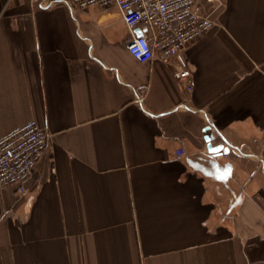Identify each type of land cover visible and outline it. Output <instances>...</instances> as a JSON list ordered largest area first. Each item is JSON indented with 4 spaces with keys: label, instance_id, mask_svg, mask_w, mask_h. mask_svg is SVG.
I'll use <instances>...</instances> for the list:
<instances>
[{
    "label": "crops",
    "instance_id": "crops-1",
    "mask_svg": "<svg viewBox=\"0 0 264 264\" xmlns=\"http://www.w3.org/2000/svg\"><path fill=\"white\" fill-rule=\"evenodd\" d=\"M203 8L140 62L116 6L0 0V138L49 134L26 190L0 185V264H264V0Z\"/></svg>",
    "mask_w": 264,
    "mask_h": 264
},
{
    "label": "built area",
    "instance_id": "built-area-1",
    "mask_svg": "<svg viewBox=\"0 0 264 264\" xmlns=\"http://www.w3.org/2000/svg\"><path fill=\"white\" fill-rule=\"evenodd\" d=\"M216 1L219 0H71V5L81 9L116 6L131 34L126 47L133 58L146 62L156 57L168 63L212 28L214 21L203 3ZM138 30L141 35H137ZM176 77L186 81L188 90L193 88L188 70L177 72ZM48 145L49 134L36 119L0 138V185H18L24 192L27 179L46 156ZM183 154V149L176 151L177 157Z\"/></svg>",
    "mask_w": 264,
    "mask_h": 264
},
{
    "label": "water",
    "instance_id": "water-1",
    "mask_svg": "<svg viewBox=\"0 0 264 264\" xmlns=\"http://www.w3.org/2000/svg\"><path fill=\"white\" fill-rule=\"evenodd\" d=\"M142 34V31L141 30H138L137 31V35H141Z\"/></svg>",
    "mask_w": 264,
    "mask_h": 264
}]
</instances>
